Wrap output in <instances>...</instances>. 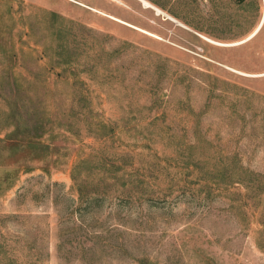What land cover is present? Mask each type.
<instances>
[{
	"label": "rangeland",
	"instance_id": "374dc122",
	"mask_svg": "<svg viewBox=\"0 0 264 264\" xmlns=\"http://www.w3.org/2000/svg\"><path fill=\"white\" fill-rule=\"evenodd\" d=\"M153 1L0 0V264H264V0Z\"/></svg>",
	"mask_w": 264,
	"mask_h": 264
},
{
	"label": "trees",
	"instance_id": "16d2710c",
	"mask_svg": "<svg viewBox=\"0 0 264 264\" xmlns=\"http://www.w3.org/2000/svg\"><path fill=\"white\" fill-rule=\"evenodd\" d=\"M151 1L155 3V1H153V0H151ZM173 15L176 16V14H173ZM20 92L21 91L19 88L12 86V87H9L8 91H5V90H4V92L2 91L1 95L6 94V96H4L5 101H6V107L8 109V112H10V114H12V117L14 118V117L18 116V114H20V116H18L16 118V124L14 125V128L17 130H25L26 129L29 133L28 134L29 137H25V139H24L26 141L24 143L25 145L22 143H13V144L7 143V145H10L12 149H14V147H16V146H21V147L26 146V155L21 154L20 156L33 159V158L40 157L38 155V152H37L39 150V148H38L37 142L34 141V138H36V137L38 138L39 136L43 135L44 133H46L48 131H49V133H52L54 128L56 127V125H59L61 123L63 124V122L67 126L69 124H67V122H65L64 120H62L63 122H61V120L59 119L60 118L58 116V109H59L58 105L59 104L57 102L56 103L54 102L56 105H53V103H51L49 106L45 105V109H44V106H42L40 104H39V107L37 108V106H34V104H36V103H34L32 101V98L36 97V95L35 94L29 95L28 93H25V95L27 96V97H25L26 102H23L24 101L23 100V101H21L22 105H20V103L17 102V98L18 97L21 98V94H23ZM20 98H18V99L20 100ZM23 103H26V104H23ZM30 104H32V105H30ZM40 108H43L44 110H42ZM37 109H39L41 112L37 111ZM29 110H31L32 114L36 115L40 119V123L38 125H36L37 121H35L37 119V117L32 116V114L26 116V118L28 120L24 118V121H23V120H21V118H19V117H21L22 111H29ZM45 110H49V111L45 112ZM24 140L20 139V141H24ZM36 149H38V150H36ZM1 159L2 158L0 156V163H2ZM238 170H239V172L238 171H234V172L231 171L228 174V176L231 177V180L234 179V176L240 177V179H243L245 181L252 180V178H251L252 174L251 173L244 171L242 168H238ZM227 173L228 172H225V171L219 169L217 171L216 175L219 178H223L225 175H227ZM262 185L263 186L260 187V185L257 184L255 186V188L264 192V182ZM260 223L262 224L263 228L260 229L258 232V241H257L258 246H261V243L263 242V233H264V221L260 220Z\"/></svg>",
	"mask_w": 264,
	"mask_h": 264
},
{
	"label": "bare ground",
	"instance_id": "6f19581e",
	"mask_svg": "<svg viewBox=\"0 0 264 264\" xmlns=\"http://www.w3.org/2000/svg\"><path fill=\"white\" fill-rule=\"evenodd\" d=\"M144 3H145L146 5H149L146 1H144ZM260 25H261V23H260ZM260 25H259V26H260ZM259 26H258V28H259ZM258 28H257V29H258ZM257 29H256V31H257Z\"/></svg>",
	"mask_w": 264,
	"mask_h": 264
}]
</instances>
